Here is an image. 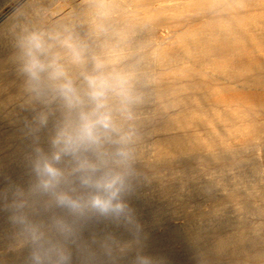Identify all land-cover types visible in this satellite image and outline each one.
Here are the masks:
<instances>
[{"label": "bare ground", "instance_id": "obj_1", "mask_svg": "<svg viewBox=\"0 0 264 264\" xmlns=\"http://www.w3.org/2000/svg\"><path fill=\"white\" fill-rule=\"evenodd\" d=\"M181 1L0 0V173L28 180L25 130L37 105L26 89L18 43L33 31L68 30L89 57L85 65H68L78 86L92 57L131 74L135 100L126 127L137 177L129 203L142 225L144 253L155 264H264V97L232 96L256 92L250 84L264 82V56H250L253 65L242 72L215 64L221 52L264 47V15L246 18L242 10L245 18H223L175 43L169 28L160 29L195 24L227 6L264 7V0ZM8 216L0 211V264H25ZM108 233L130 239L110 220L91 225L85 236Z\"/></svg>", "mask_w": 264, "mask_h": 264}, {"label": "clouds", "instance_id": "obj_2", "mask_svg": "<svg viewBox=\"0 0 264 264\" xmlns=\"http://www.w3.org/2000/svg\"><path fill=\"white\" fill-rule=\"evenodd\" d=\"M18 47L37 108L25 130L28 180L0 173V211L22 240L25 264H155L139 247L143 229L129 203L137 177L126 127L135 100L131 74L92 57L78 86L68 65H85L89 57L68 30L30 32ZM103 220L130 239L85 236Z\"/></svg>", "mask_w": 264, "mask_h": 264}, {"label": "rangeland", "instance_id": "obj_3", "mask_svg": "<svg viewBox=\"0 0 264 264\" xmlns=\"http://www.w3.org/2000/svg\"><path fill=\"white\" fill-rule=\"evenodd\" d=\"M183 1H191V0H183ZM196 1H199V0H195V2ZM262 1V0H261ZM179 2H182L181 0H179ZM175 2H168V4H174ZM130 7V8H129ZM253 7H255V8H253ZM253 7H243V9L242 8H239L238 10H236V11H230V9H232L231 8V6H227V7H224V11H222V12H217V13H213V16L211 17V18H202V19H197L196 21H194V23L195 24H193V23H191L189 26H186V25H181V24H176L175 25V23H172V24H174L173 26L172 25H167V24H165V25H163L162 27H160V29H161V31L162 32H165V30L167 29V28H169V29H167V30H169L168 32H167V30H166V32L167 33H169V35L172 37V40L170 41L171 43H175L177 40H178V37H180V36H182L183 34V36L182 37H184V36H186V35H188V36H191L192 34H194V33H196V32H199V31H201V30H204L205 29V27H206V29L208 28V30H210L211 28H213L214 26L213 25H219V24H221V20L224 18L225 20L226 19H229V17H230V19H238V17L239 18H245V16H244V14L245 13H243V12H247V13H249L248 15H246V18H250V17H257L258 18V16L260 17V14H261V17H262V15H264V10H262V9H264V7L263 6H260V5H256V6H253ZM128 8L129 9H132V7L131 6H128ZM247 8H249L250 9V11L248 10L247 11ZM260 8V9H259ZM240 9H241V12H242V10H244L242 13L240 12ZM239 11V12H238ZM223 12L225 13V14H223ZM219 13V14H218ZM233 13V14H232ZM239 13V14H238ZM246 13V14H247ZM220 14L222 15V16H220ZM228 14V15H227ZM230 14V15H229ZM236 14V15H235ZM215 15H217V16H215ZM251 15V16H250ZM254 15V16H253ZM219 16V17H218ZM215 17H217V18H215ZM236 17V18H235ZM260 17V18H261ZM259 18V19H260ZM211 19V20H210ZM214 19V20H213ZM217 20V21H216ZM206 21H207V23H206ZM211 23H210V22ZM223 21V20H222ZM200 22H203V23H200ZM213 22H214V24H213ZM204 23H205V26L203 27L202 25H204ZM207 24V25H206ZM213 24V25H212ZM192 25H194L193 27H192ZM201 25V26H200ZM209 25V26H208ZM179 26V27H178ZM185 26V27H184ZM191 26V27H190ZM167 27V28H166ZM202 27V28H201ZM200 28V29H199ZM204 28V29H203ZM219 28H221V25H220V27ZM173 30V32H171V30ZM186 29L187 30H189V29H191V30H189V33L188 32H186ZM197 29H199L198 31H197ZM182 30V31H181ZM194 30V31H193ZM178 31V32H177ZM179 31H180V33H179ZM165 32V33H166ZM186 34H185V33ZM194 32V33H193ZM173 33V34H172ZM179 33V35H177ZM180 34H182V35H180ZM181 37V38H182ZM187 37V36H186ZM169 42V43H170ZM176 45V44H175ZM247 47H249V46H247ZM247 47H237V49L236 50H232L233 52H231V50H230V52H226V54H225V52L223 53V52H221V54H218V56H217V58L215 59L216 61H217V63H215V64H219V65H221V66H224V65H231V66H236V68H238V70L236 69V71H239V72H242V71H245L244 69H248L249 68V66H251V65H253V61L251 62L250 61V59H251V57H252V59H253V57L254 58H258V56L260 57V56H264V47H262V48H260L259 49V51L258 50H255V49H253L251 46V48H247ZM235 49V48H234ZM248 50V51H247ZM253 52H252V51ZM260 50H262V51H260ZM235 51V52H234ZM241 51H242V53H241ZM249 52H251V54L249 53ZM239 53V54H238ZM228 54V55H227ZM231 54H232V56H231ZM240 54H241V56H240ZM244 54V55H243ZM247 54V55H246ZM233 55H235V56H233ZM237 55V56H236ZM239 55V56H238ZM222 57V56H224V57H222L223 58V60L226 62H224L223 60H222V58L220 59V57ZM228 56V57H227ZM248 56V57H247ZM251 56V57H250ZM238 57V58H237ZM244 59V60H247V62L246 61H244L242 58ZM245 57H247V58H245ZM237 58V59H236ZM220 59V60H219ZM234 59H236V60H234ZM238 59H240V61H237ZM219 60V61H218ZM222 60V61H221ZM215 61V62H216ZM241 61H243V63L241 62ZM248 62L251 64H249L248 65ZM222 63L224 64V65H222ZM242 63V64H241ZM189 64V67L191 66L190 65V63H188ZM186 66H188V65H186ZM196 70H198V71H200L201 69L200 68H196ZM169 74V73H168ZM170 75H173V73L171 72L170 73ZM205 80V79H204ZM207 81V80H206ZM207 84H209L210 85V83H208L207 82ZM208 85V87L205 85V88L207 87V88H209L210 86ZM250 86L251 87H253L254 89H256V92H254V90L253 91H244V90H242V89H240V90H237V91H235V95H232V94H234V91H232L231 93V95L232 96H242L243 97V95H246V94H249V93H251V94H255V93H258V95L259 96H263L264 97V82H254L253 84H250ZM242 90V91H241ZM189 92H191V90H188ZM239 91V92H238ZM247 92V93H246ZM241 93V94H240ZM230 94V93H229ZM229 96L228 94H224L223 96L225 97V96ZM230 95V96H231ZM226 96V97H227Z\"/></svg>", "mask_w": 264, "mask_h": 264}]
</instances>
